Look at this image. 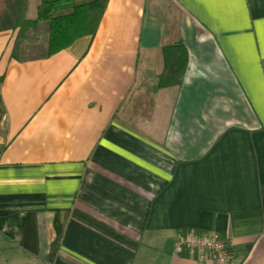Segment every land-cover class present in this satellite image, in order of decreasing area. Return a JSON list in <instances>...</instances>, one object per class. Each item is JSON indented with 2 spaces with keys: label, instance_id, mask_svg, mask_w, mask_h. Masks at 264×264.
<instances>
[{
  "label": "crops",
  "instance_id": "0c3cea01",
  "mask_svg": "<svg viewBox=\"0 0 264 264\" xmlns=\"http://www.w3.org/2000/svg\"><path fill=\"white\" fill-rule=\"evenodd\" d=\"M15 35L0 31V264H195L174 253L188 228L264 264V0H108L93 36L27 60ZM179 38L181 85L151 92Z\"/></svg>",
  "mask_w": 264,
  "mask_h": 264
},
{
  "label": "trees",
  "instance_id": "16d2710c",
  "mask_svg": "<svg viewBox=\"0 0 264 264\" xmlns=\"http://www.w3.org/2000/svg\"><path fill=\"white\" fill-rule=\"evenodd\" d=\"M108 0H40L36 17L26 15L29 0H0V31L16 30L11 57L27 60L31 54L28 40L43 23L47 30L45 54L50 55L70 45L75 39L90 35L97 30ZM162 71L156 84L150 89L180 86L187 67L189 54L182 38L161 47Z\"/></svg>",
  "mask_w": 264,
  "mask_h": 264
},
{
  "label": "built area",
  "instance_id": "2783aa9c",
  "mask_svg": "<svg viewBox=\"0 0 264 264\" xmlns=\"http://www.w3.org/2000/svg\"><path fill=\"white\" fill-rule=\"evenodd\" d=\"M185 250L195 264H233L231 248L225 239L215 231L208 229L188 228L183 230L174 247V253Z\"/></svg>",
  "mask_w": 264,
  "mask_h": 264
},
{
  "label": "rangeland",
  "instance_id": "374dc122",
  "mask_svg": "<svg viewBox=\"0 0 264 264\" xmlns=\"http://www.w3.org/2000/svg\"><path fill=\"white\" fill-rule=\"evenodd\" d=\"M30 4H31V11L33 13L35 6L37 4V0H31ZM34 36H37L38 38L35 37V38H30L28 40V45H29L28 51L34 55L42 54L43 52H45L46 49V42H47L46 26L40 24L39 29L38 31H36Z\"/></svg>",
  "mask_w": 264,
  "mask_h": 264
}]
</instances>
